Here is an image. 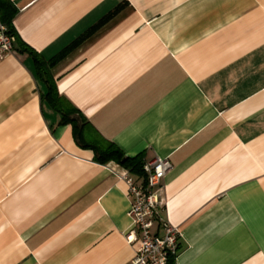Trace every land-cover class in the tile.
I'll return each instance as SVG.
<instances>
[{
    "label": "crops",
    "instance_id": "1",
    "mask_svg": "<svg viewBox=\"0 0 264 264\" xmlns=\"http://www.w3.org/2000/svg\"><path fill=\"white\" fill-rule=\"evenodd\" d=\"M10 1L0 264H131L128 169L96 159L108 143L170 164L151 228L179 232L168 264H264V0ZM121 3L50 68L57 111L24 48L48 61Z\"/></svg>",
    "mask_w": 264,
    "mask_h": 264
},
{
    "label": "built area",
    "instance_id": "2",
    "mask_svg": "<svg viewBox=\"0 0 264 264\" xmlns=\"http://www.w3.org/2000/svg\"><path fill=\"white\" fill-rule=\"evenodd\" d=\"M15 41V36L8 34L5 25L0 23V52L13 51ZM169 169L170 164L166 159H155L143 162V175L138 178L129 170L119 176L127 187L126 193L130 200L128 216L133 226V231L128 233L126 240L139 241L131 264H166L169 256H175L178 252L179 232L176 227L163 222L162 235L151 233L154 223L160 220V185ZM135 231L138 232V237L135 236Z\"/></svg>",
    "mask_w": 264,
    "mask_h": 264
},
{
    "label": "trees",
    "instance_id": "3",
    "mask_svg": "<svg viewBox=\"0 0 264 264\" xmlns=\"http://www.w3.org/2000/svg\"><path fill=\"white\" fill-rule=\"evenodd\" d=\"M123 3L118 5L113 11H111L108 15L103 17L95 27L90 29L84 35L80 36L76 41H74L71 45H69L66 49L61 51L58 55L53 57L52 59L45 61L41 56H39L36 52L27 47L24 48V51L27 52L33 58L35 63V67L37 73L40 77L44 78L47 83V93L45 95L46 99L52 104V106L59 112H61V108L58 106V95L51 85L49 78H51L50 68L58 62L71 48H73L78 42H80L84 37L90 34L93 30H95L99 25L103 24L106 20H108L113 14H115L119 9H121ZM17 13V9L13 5L10 0H0V23L5 25L6 32L8 34L14 35L17 41V32L13 27L12 19ZM45 76L48 78L46 79ZM65 118V117H64ZM96 159L100 162H107L110 160L117 161L120 164L124 165L131 173L138 175L139 177L143 175L142 164L144 162L142 156H136L134 158H128L122 154V152L112 143H108L104 147L100 149H96ZM179 250V247H178ZM174 256H169L167 263Z\"/></svg>",
    "mask_w": 264,
    "mask_h": 264
}]
</instances>
